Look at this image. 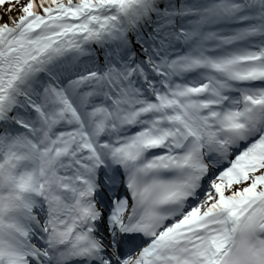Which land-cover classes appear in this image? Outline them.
<instances>
[{"label": "snow or ice", "instance_id": "1", "mask_svg": "<svg viewBox=\"0 0 264 264\" xmlns=\"http://www.w3.org/2000/svg\"><path fill=\"white\" fill-rule=\"evenodd\" d=\"M0 264H264V0H0Z\"/></svg>", "mask_w": 264, "mask_h": 264}]
</instances>
